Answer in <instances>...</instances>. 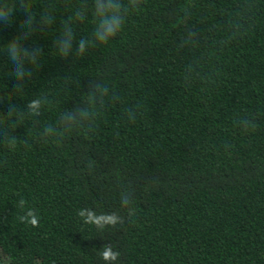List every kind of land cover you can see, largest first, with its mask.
Masks as SVG:
<instances>
[{
    "label": "trees",
    "instance_id": "1",
    "mask_svg": "<svg viewBox=\"0 0 264 264\" xmlns=\"http://www.w3.org/2000/svg\"><path fill=\"white\" fill-rule=\"evenodd\" d=\"M29 3L54 22L22 41L41 55L19 89L6 45L25 14L0 25V140L16 137L0 141V264H106L105 244L114 264H264V0H142L117 36L66 59L53 43L66 21L92 40L91 0ZM91 81L111 93L91 130L45 140ZM85 207L122 222L97 229ZM28 209L38 227L19 220Z\"/></svg>",
    "mask_w": 264,
    "mask_h": 264
},
{
    "label": "clouds",
    "instance_id": "2",
    "mask_svg": "<svg viewBox=\"0 0 264 264\" xmlns=\"http://www.w3.org/2000/svg\"><path fill=\"white\" fill-rule=\"evenodd\" d=\"M142 0H91V12L95 18V28L92 34V40L80 38L76 39V34L72 27V21H66L63 25V31L54 41V47L61 59H66L75 51V55L83 57L88 47L93 43L106 44L110 39L117 36L123 29L126 17L131 11L140 8ZM22 10L25 14L20 26V34L13 37L6 45V52L9 60L13 65L12 74L15 77L16 88L22 87L24 80L32 76V68L25 67L28 65H38L41 49L33 47L29 49L22 41L28 39L38 32L45 31L54 22V17L46 6L39 16L31 11L29 0H0V25H10L14 14ZM88 11V5L85 3L75 10L73 20L82 21ZM38 17V19H37ZM192 35H195L192 33ZM75 44V49H74ZM109 86L101 81H91L88 90L83 94L84 103L65 110L61 113L60 120L56 128L47 127L44 131V139L59 136L62 133L70 132L75 129L91 130V126L95 119L103 110L108 98L110 97ZM112 99H116L112 96ZM43 107L42 99L35 98L26 105L27 113L30 116H39ZM11 108L8 112L9 116L13 114ZM129 118L135 119L134 113L129 112ZM242 130L247 131L254 124L247 118L240 122ZM8 147L15 146L16 137L4 135L0 140ZM122 206H128L131 202L130 193L125 192L121 195ZM25 201H19V207L24 208ZM131 210L129 215H131ZM77 215L82 219L83 223L94 225L97 229H104L106 226H115L121 223V217L115 213L97 214L87 207L78 210ZM22 223L30 224L32 227L39 226V217L32 209H28L24 215L19 217ZM101 259L106 264H114L119 257V252L114 251L110 245H103L100 252ZM7 264V262H4Z\"/></svg>",
    "mask_w": 264,
    "mask_h": 264
}]
</instances>
